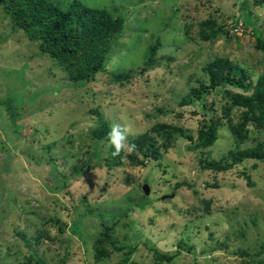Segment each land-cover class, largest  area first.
Segmentation results:
<instances>
[{
    "label": "rangeland",
    "instance_id": "obj_1",
    "mask_svg": "<svg viewBox=\"0 0 264 264\" xmlns=\"http://www.w3.org/2000/svg\"><path fill=\"white\" fill-rule=\"evenodd\" d=\"M80 1L124 20L104 71L83 87L71 86L0 6V264H264V163L245 160L223 172L202 168L237 149L226 125L203 154L176 137L147 166L126 158L110 165L112 147L95 135L103 122L110 131L117 123L130 129L128 143L145 133L160 143L151 131L166 124L195 139L212 117L211 103L214 118L224 104L216 91L189 97L192 88L208 84L207 62L229 58L253 82L264 74L252 35L264 39V3ZM209 18L229 36L200 40L199 24ZM156 38L154 66L143 69ZM129 70L127 82L113 81L112 73ZM184 98L193 102L182 105ZM239 114L232 110L233 122ZM249 130L239 149L264 144V131ZM102 222L109 240L100 234ZM155 251L174 259L159 263Z\"/></svg>",
    "mask_w": 264,
    "mask_h": 264
},
{
    "label": "trees",
    "instance_id": "obj_2",
    "mask_svg": "<svg viewBox=\"0 0 264 264\" xmlns=\"http://www.w3.org/2000/svg\"><path fill=\"white\" fill-rule=\"evenodd\" d=\"M254 3L262 4L264 0H254ZM60 4V0H0L4 14L15 29L21 30L29 41L36 43L39 53L47 55L58 64L71 86L83 87L104 71V66L112 55L113 42L118 38L124 20L121 16L113 18L108 11L89 7L80 0H71L64 8ZM237 21L235 20L233 26L236 27ZM199 28V37L202 41H213L220 35L229 36L224 26L218 25L214 18L201 22ZM252 35L255 39V48L264 55V39L257 32H252ZM160 41L156 38L155 42L148 46L143 69L154 66ZM203 72L208 76V84L201 83L199 88H192L189 97L200 100L205 93L218 92L224 100L219 117L214 118L215 103H211L208 112L212 113V117L199 128L195 139L179 127L160 124L151 132L161 135L162 142L159 143L156 137L149 133L137 136L129 142L134 144L135 148L128 155L124 152L113 155L115 149L112 148L109 164L121 166L125 158L140 165H145L151 160L157 161L176 137L186 138L191 144L188 146L190 150H201L200 154H203L213 146L217 140L218 129L224 125L229 128L237 149L228 151L225 158L218 162H204L202 164L204 170L223 172L245 160L264 163L262 142H257L251 148L239 149V145L248 139L250 128L257 132L264 131V74L259 75L253 82L241 65L226 57H215L207 62ZM131 73L130 70L117 72L112 73L111 77L114 82L122 83L130 79ZM220 88L222 90H217ZM229 88L236 91H231ZM192 102L193 100L184 98L181 103L189 105ZM233 109L240 110L239 120L236 123L231 118ZM96 114L100 118V115ZM109 132V125L103 122L95 135L101 139L107 137ZM243 177L250 185L249 177L245 174ZM62 196L65 197L66 194L62 193ZM74 207L71 204L73 213ZM130 210L127 208L119 211L116 217L126 216ZM78 214L80 215L78 217L83 215ZM100 234L109 240L108 227L103 222ZM261 251H264V243L261 244ZM99 253L103 254L101 251ZM241 256L246 257L247 254L241 252ZM155 259L159 263H170L174 255L155 251ZM244 264L253 263L248 261Z\"/></svg>",
    "mask_w": 264,
    "mask_h": 264
},
{
    "label": "clouds",
    "instance_id": "obj_3",
    "mask_svg": "<svg viewBox=\"0 0 264 264\" xmlns=\"http://www.w3.org/2000/svg\"><path fill=\"white\" fill-rule=\"evenodd\" d=\"M130 129L127 125L114 123L111 131L107 134V143L114 148L113 155H120L122 152L131 153L135 145L128 143Z\"/></svg>",
    "mask_w": 264,
    "mask_h": 264
},
{
    "label": "water",
    "instance_id": "obj_4",
    "mask_svg": "<svg viewBox=\"0 0 264 264\" xmlns=\"http://www.w3.org/2000/svg\"><path fill=\"white\" fill-rule=\"evenodd\" d=\"M143 190H144L145 194H147L148 193V186H144Z\"/></svg>",
    "mask_w": 264,
    "mask_h": 264
},
{
    "label": "built area",
    "instance_id": "obj_5",
    "mask_svg": "<svg viewBox=\"0 0 264 264\" xmlns=\"http://www.w3.org/2000/svg\"><path fill=\"white\" fill-rule=\"evenodd\" d=\"M237 30H238V29H237V27H235V29H234L233 31H235V33H236V32H237Z\"/></svg>",
    "mask_w": 264,
    "mask_h": 264
}]
</instances>
